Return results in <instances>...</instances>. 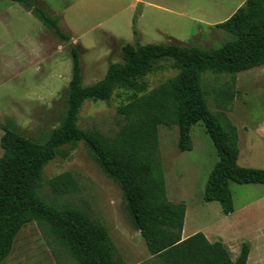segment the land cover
I'll use <instances>...</instances> for the list:
<instances>
[{
	"label": "rangeland",
	"instance_id": "1",
	"mask_svg": "<svg viewBox=\"0 0 264 264\" xmlns=\"http://www.w3.org/2000/svg\"><path fill=\"white\" fill-rule=\"evenodd\" d=\"M29 1L59 16V25L70 34V40L64 41L22 4L0 0V124L36 142L44 141L63 120L71 75V45L79 53L82 84L90 85L103 78L110 62L121 61V48L126 43L220 47L226 34L221 29L211 32L214 25L208 23L209 15L217 4L229 1L224 7L230 9L237 2L150 0L163 7L160 9L142 4L130 8L126 0ZM175 73L166 66L147 75L143 93ZM229 77L209 71L202 75L207 106L213 112L218 110L213 90ZM235 88L238 94L227 115L238 131L237 162L264 169V65L237 73ZM135 94L123 87L108 102L85 101L78 125L112 134L121 121L117 107ZM2 133L0 129V137ZM157 133L167 196L186 206L182 235L206 233L212 241H223L233 258L245 242L250 250L246 264H264V184L229 182L234 210L225 215L218 202L203 200L205 184L218 160L203 122L191 126L192 147L188 151L180 152L176 147L177 126L160 125ZM64 171L73 173L77 190L55 196L44 182L40 188L44 200L57 206H74L101 222L115 245L116 255L126 264H159L149 254L133 222L119 183L102 173L83 142H78L66 157L50 160L43 168L44 181ZM2 264L77 263L63 247L48 244L38 225L30 221L18 232Z\"/></svg>",
	"mask_w": 264,
	"mask_h": 264
},
{
	"label": "trees",
	"instance_id": "2",
	"mask_svg": "<svg viewBox=\"0 0 264 264\" xmlns=\"http://www.w3.org/2000/svg\"><path fill=\"white\" fill-rule=\"evenodd\" d=\"M11 1L22 4L62 40H70L69 32L59 25V16L29 0ZM216 27L226 34V41L218 48L176 42L126 43L121 48V61L110 62L103 78L90 85L82 84L79 53L70 46L71 75L61 124L42 142L0 124V264L22 226L30 221L38 225L48 244L63 247L77 264H126L116 255L101 222L79 208L57 206L40 195L44 182L55 196L77 190V180L70 171L44 181L43 168L56 156L66 157L78 142L86 145L102 173L119 183L133 222L159 264H246L249 245L245 242L233 260L221 240L210 242L202 232L182 238L186 206L168 198L159 155L158 126H177L176 147L183 152L192 147L191 126L202 121L218 155L203 200L218 202L222 213L228 215L234 210L229 182L264 184V169L238 164V131L227 115L238 94L236 74L264 65V0H246ZM166 66L176 73L143 93L146 76ZM207 71L230 75L213 90L215 112L207 106L202 84ZM123 87L136 94L117 107L121 121L112 134L78 125L85 101L108 102Z\"/></svg>",
	"mask_w": 264,
	"mask_h": 264
},
{
	"label": "crops",
	"instance_id": "3",
	"mask_svg": "<svg viewBox=\"0 0 264 264\" xmlns=\"http://www.w3.org/2000/svg\"><path fill=\"white\" fill-rule=\"evenodd\" d=\"M126 1H128L130 4H129V7L130 8H133V7H136L138 4H142V5H148V6H154V7H156V8H160V9H163V7H160L159 5H156V4H153V3H151V1L150 0H126ZM245 1L246 0H237V2L235 3V5L232 7V8H227V7H224L225 5V3H227V2H229V1H226L224 4H222V3H220V4H217L215 7H214V9L212 10V12L210 13V15H209V19H208V23L210 24V25H214V28H212L211 29V32L212 31H215V30H219V28H217L216 27V25L218 24V23H221V22H223L224 20H226L227 18H229L238 8H240V7H242L243 5H244V3H245ZM165 8V7H164ZM224 8H226V10L224 9ZM164 10H166V9H164ZM222 13H224V15H222ZM210 32V33H211ZM210 33H209V36L208 37H210ZM208 39V38H207ZM182 202V201H181ZM185 211H186V209H185ZM185 217V216H184ZM183 225H184V223H183ZM183 230V229H182ZM205 236H206V238L210 241V242H213L212 241V239H210L209 237H208V235H206V233L204 234ZM188 236L187 235H182V238L184 239V238H187ZM223 242V241H222ZM224 243V242H223ZM249 252H250V250H249ZM248 256H249V254H248ZM237 257V256H236ZM235 257V258H236ZM233 260L235 259V258H233V257H231ZM247 260H248V258H247ZM247 263V262H246Z\"/></svg>",
	"mask_w": 264,
	"mask_h": 264
}]
</instances>
